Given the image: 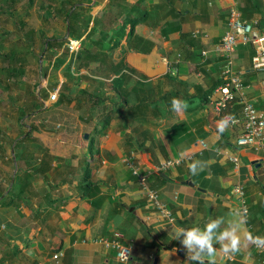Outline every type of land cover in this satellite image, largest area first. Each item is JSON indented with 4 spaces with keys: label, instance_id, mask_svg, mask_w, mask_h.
I'll return each mask as SVG.
<instances>
[{
    "label": "crops",
    "instance_id": "obj_1",
    "mask_svg": "<svg viewBox=\"0 0 264 264\" xmlns=\"http://www.w3.org/2000/svg\"><path fill=\"white\" fill-rule=\"evenodd\" d=\"M108 1H78L75 11L83 9L88 17L86 32L113 12ZM158 4L162 7L157 14L133 27L138 40L132 48L124 35L111 51L100 52L107 55L101 56L102 63L107 58L108 67L121 66L118 76L124 75L128 84L120 81L121 93H88L117 105V129L109 132L108 127L88 156L97 166L96 193L56 208L42 197L44 188L33 182L19 207L0 209L5 216L0 222V264H121L112 251L93 243L99 237L128 246L127 264H152L155 258L156 264H187L186 250L172 239L176 229L203 227L209 218L219 216L226 222L237 220L231 215L240 207L232 195L237 183L245 193L247 215L241 216L246 230L264 236V145L235 143L241 132L242 98L253 101L264 116V72L251 68L252 45H239L231 54L234 71L244 85L236 100L217 112L218 95L213 94L223 83L226 61L216 48L227 31L229 10L236 8L241 19L252 24L251 36L257 37L264 32V0H145L149 9ZM131 28L125 23L123 34ZM167 93L182 96L187 108L173 111L161 104L160 97ZM124 102L127 106L119 108ZM150 105H157V110ZM228 116L236 122L220 134L217 122ZM85 150L83 155L88 154L86 145ZM130 155L138 172L148 175L147 188L159 193L169 219L153 209L146 189L126 167ZM229 157L239 162L237 174ZM175 159L181 163L157 171L162 163ZM193 161L205 162L206 167L192 174L188 165ZM51 197L54 202L59 195ZM173 250L174 254H166ZM245 256L251 264L264 259L248 245L220 264H243Z\"/></svg>",
    "mask_w": 264,
    "mask_h": 264
},
{
    "label": "rangeland",
    "instance_id": "obj_2",
    "mask_svg": "<svg viewBox=\"0 0 264 264\" xmlns=\"http://www.w3.org/2000/svg\"><path fill=\"white\" fill-rule=\"evenodd\" d=\"M82 11H77L80 22L76 28L81 37L73 39L79 41V48L69 53L67 26L58 0H0V198L7 194L9 199L17 195L18 181H13L8 189L15 165L21 176L23 171L40 166L37 159L44 160L49 156L48 174L53 179L56 158H82L96 120H90L88 113L78 109L77 93L79 90L94 94L112 93L109 89L111 80L105 81L112 72L107 66V58L102 63L101 57L90 61L78 56L82 52L96 54L98 49L92 42L97 39L99 30L108 31L112 27V14L109 13L88 34L85 31L88 17ZM125 23L119 20L116 31L120 33ZM44 39L54 41H50L47 47ZM85 62L87 68L80 67ZM90 64L94 67L90 68ZM56 88L57 99L49 103L48 95ZM31 109H36L38 115L29 120L26 111ZM116 119V116L111 119L109 132L117 129ZM104 124L102 120L100 138H104ZM30 125L37 131L31 134V138L23 140ZM100 143L99 139L96 140L97 146ZM18 150H21L20 160L15 158L19 155ZM46 184L42 180L34 182L35 187L48 190ZM15 203L17 207L21 204Z\"/></svg>",
    "mask_w": 264,
    "mask_h": 264
},
{
    "label": "trees",
    "instance_id": "obj_3",
    "mask_svg": "<svg viewBox=\"0 0 264 264\" xmlns=\"http://www.w3.org/2000/svg\"><path fill=\"white\" fill-rule=\"evenodd\" d=\"M60 5V13L62 14V18L67 26V41L73 40V39H79L81 35H78L76 33L77 24L79 21L78 14L75 11V6L78 4L77 0H58ZM108 8H113V12H109L112 14V27L108 31H99L97 35V39L92 44L98 49L96 51V54H88V52H82L80 55H78L81 59H90V61H95L97 58L107 55H102L100 52H109L111 51L115 44L119 42V39L122 36H126L127 45L129 48L133 47L134 41L138 40V38L135 36L134 29L136 25L143 24L144 22H147L155 13L157 14L162 7L161 5H154L150 9L147 5H145V0H135L133 3L127 2V0H109ZM158 11V12H157ZM108 13V14H109ZM123 16L122 20L126 21V24H130L132 28L130 31L126 34H123V30L119 33V31H116V24H118V21ZM87 29V26H85ZM85 29V31H86ZM94 30V29H91ZM89 30L88 34L92 31ZM87 34V35H88ZM43 35V33H41ZM50 41H54V39L48 40L44 39L43 42L47 47L49 46ZM113 42V46L106 48L105 43H111ZM103 45V47H102ZM48 48H46L47 50ZM86 59V60H87ZM88 63H82L80 67L87 68ZM110 69H112L111 75L108 76V79H110V91L112 93H121L120 91V81H124L126 84L125 76L119 75V72L121 70V66L118 64H114L110 66ZM255 71V70H253ZM112 76H118L113 77ZM123 76V77H122ZM112 78V79H111ZM126 93H129L126 91ZM78 99L76 102V106H78V109L82 112L88 113L89 119H95V127L93 130L89 133V137L86 142V148H87V155L80 157L76 156H70L69 158H56V167L55 172L56 175L52 179L51 176L48 174L49 172V162L51 157L47 156L46 159L39 160L37 159L38 163H40V166L37 169H34L32 171L27 170L22 172L23 175L19 176L20 169L17 170L16 175L14 176V182L18 181L19 190L16 195V197H11L10 199L7 198L9 194L2 197L0 200V209L4 208H13L15 209L17 207L16 201L21 202L25 194H29L28 188L32 186V183L38 180L44 181L46 184V187H48V190H45L42 192V197H44V200L48 202L51 206L52 204H55V207L57 208H63L65 203H69L72 200L75 199H89L94 196V194L97 191V181L95 176V170L97 169V166H95L92 163V158L88 157L94 150V145L96 140L99 138L98 134L101 131L100 128V122L103 120L105 121V124L103 126L104 133L106 129L109 127L111 119L115 116V110L116 104H108L109 99L101 98L100 96L91 95L88 94L86 90H79L77 93ZM80 98V99H79ZM84 98V99H83ZM173 98L177 99H183L182 96L178 97L176 93H167L160 97L159 102L167 107H172L171 102ZM68 101H70L68 98H66ZM236 100V99H235ZM234 102V101H232ZM123 103V105H119V108H122V106H127ZM141 108L148 107V104L145 105L143 103L138 104ZM137 106L136 108H138ZM153 106V110H157V105H150ZM149 106V107H150ZM139 109V108H138ZM131 110V109H130ZM28 112L29 120L35 118L38 114L36 113V109H31L26 111ZM144 114V113H143ZM36 128L31 126L29 127L28 134L23 138V140H27L31 138V134L33 132H36ZM98 137V138H97ZM22 140V141H23ZM42 150V149H41ZM19 155L18 157L15 156V158L21 159V150H18ZM49 160V162H48ZM41 162H43L41 164ZM12 176V175H11ZM12 178V177H11ZM59 195L58 198H55V201L53 202L52 195L53 194ZM2 195H0L1 197ZM11 206V207H10ZM0 220L2 222L5 220L4 214L0 213Z\"/></svg>",
    "mask_w": 264,
    "mask_h": 264
},
{
    "label": "built area",
    "instance_id": "obj_4",
    "mask_svg": "<svg viewBox=\"0 0 264 264\" xmlns=\"http://www.w3.org/2000/svg\"><path fill=\"white\" fill-rule=\"evenodd\" d=\"M252 29V24L242 20L239 11L236 8H231L229 10L227 31L222 36L216 48V51L221 54L226 61V65L222 73L223 83L213 91L214 95H218V99L214 101V109L217 112L222 111L228 106V104L234 101L236 99V95L244 88L241 78L235 73L233 68L231 54L235 48L239 45H252L255 52L251 59L252 70L264 68V32L260 33L257 37H252ZM66 46L69 53H74L79 48V41L70 40ZM203 54L204 53H202V55ZM57 93V91H53L48 95L49 103L56 101ZM235 143L238 147L262 148L264 145V116L251 100L241 99V132L237 136ZM201 147L205 148L206 145L202 143ZM229 161L232 164L233 170L237 174L239 168L237 158L229 157ZM180 163L181 159L166 161L157 168V171L179 165ZM125 165L137 178L139 185L146 189V197L153 209L161 218L169 219L171 216L170 212L166 209L165 204L160 201L159 193L155 190L147 188L146 184L148 175L140 174L138 172V169L134 165L133 155H130L125 160ZM232 195L235 199L240 201V213L243 217H246L247 205L243 186L237 183L232 189ZM93 243L101 245L105 249L112 251L118 263L127 264L130 260V248L118 243L115 240L99 237L94 239ZM252 246L257 253L264 256V250L257 249L254 245ZM57 257V255L53 256L54 259H57ZM255 264H264V259L257 261Z\"/></svg>",
    "mask_w": 264,
    "mask_h": 264
},
{
    "label": "clouds",
    "instance_id": "obj_5",
    "mask_svg": "<svg viewBox=\"0 0 264 264\" xmlns=\"http://www.w3.org/2000/svg\"><path fill=\"white\" fill-rule=\"evenodd\" d=\"M171 106L173 111L187 108L186 102L177 98H173ZM235 122L231 116L222 118L217 122L218 132L222 134ZM205 167L206 163L202 161H193L188 165L192 174L203 171ZM231 215L238 219L226 222L225 217L219 216L209 218L203 227L176 229L172 239L179 241L186 250L187 264H220L221 261L234 259L248 245L264 250V236H256L246 230L245 220L238 209H233ZM174 252L166 254L169 256ZM243 264H251V258L245 256Z\"/></svg>",
    "mask_w": 264,
    "mask_h": 264
},
{
    "label": "water",
    "instance_id": "obj_6",
    "mask_svg": "<svg viewBox=\"0 0 264 264\" xmlns=\"http://www.w3.org/2000/svg\"><path fill=\"white\" fill-rule=\"evenodd\" d=\"M257 72H264V68H260V69H258V70H256ZM84 138L85 139H87V135H84ZM16 165H15V171L13 172V176H12V178H11V182H10V184H9V187H8V189L11 187V185H12V183H13V181H14V175H15V172H16ZM0 200H1V198H0ZM157 263V259L155 258L154 260H153V262H152V264H156Z\"/></svg>",
    "mask_w": 264,
    "mask_h": 264
}]
</instances>
